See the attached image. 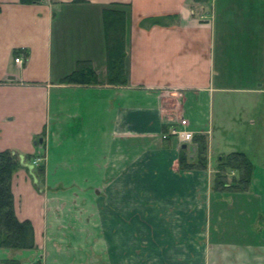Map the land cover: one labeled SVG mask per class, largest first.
<instances>
[{
	"label": "crops",
	"instance_id": "0c3cea01",
	"mask_svg": "<svg viewBox=\"0 0 264 264\" xmlns=\"http://www.w3.org/2000/svg\"><path fill=\"white\" fill-rule=\"evenodd\" d=\"M113 3L129 5L125 85L107 81L102 10ZM194 4L204 3L0 0V151L22 157L12 179L15 211L32 221L36 253L61 243L70 254L72 241L81 252L93 247L94 261L104 253L109 264H264V221H258L264 220V189L256 187L264 188V168L258 171L252 158L264 156V121L257 132L253 115L223 112L234 88L216 81L214 27ZM169 14L177 15L170 25H140ZM79 60L91 61L99 84L61 83ZM256 94L253 103L263 107L262 91ZM75 95L87 97L73 101L81 113L63 105ZM57 98L62 106L54 109ZM191 104L197 112L188 116ZM102 116L105 126L96 121ZM75 117L83 125L74 140L89 150L82 158L90 154L81 167L91 165L93 176H49L57 168L51 166L57 131ZM180 117L195 135L206 136V169L180 167L182 149L196 161L192 143L162 139ZM102 146L110 151L103 171ZM233 151L254 164L247 192L215 189L219 161Z\"/></svg>",
	"mask_w": 264,
	"mask_h": 264
},
{
	"label": "rangeland",
	"instance_id": "374dc122",
	"mask_svg": "<svg viewBox=\"0 0 264 264\" xmlns=\"http://www.w3.org/2000/svg\"><path fill=\"white\" fill-rule=\"evenodd\" d=\"M200 6H203L202 9ZM195 8L198 13L207 14L214 27L215 56L219 71L216 81L223 86L234 88L231 93H228V96L232 99L228 100L227 110L224 108L225 111L223 112L225 114L227 112H241L242 114L253 115V119L257 122L255 130L257 129V132H259L260 129L258 127L261 125L262 120L264 121V0H209L208 2H204V4H197ZM251 89H254L256 92L262 91L261 100L263 107L262 105L259 106L253 103L257 98V94ZM84 99L87 100V97L75 95L74 97H70L69 101L63 105L67 103L66 107L69 106L70 109L75 107L77 109L76 106H73V101L82 103ZM53 103L54 109L62 106L60 98L55 99ZM88 104L93 108L91 103L88 102ZM191 106L193 109H189L188 116L197 112L195 104H191ZM216 107L218 108V105ZM204 109L207 108L205 107ZM75 111L81 113L78 109ZM217 112H219L218 109ZM80 119L75 117L70 121L67 120L65 128L57 131L56 141L52 149L53 157L51 165L57 168H53V171L51 168L52 172L49 176H79L82 172H87L93 176L91 165L87 164L85 168L81 167L85 161L90 162V154L87 153V156H83L82 158L81 152H88L89 150H85L81 146L82 142L79 139L74 140L77 129L83 125ZM88 119L87 123H94L93 117H89ZM107 119V116H102L96 118V121L100 122L103 120V126H105ZM179 119L183 118L180 117ZM254 138H256L255 134ZM102 144H105L104 138ZM102 147L100 156L103 171L107 165L108 152L110 151L108 148ZM251 147H254V143L251 144ZM252 158L256 163L258 171L261 167L262 169L264 168L263 155L257 158L253 156ZM222 160L223 158L219 161V164ZM70 165L73 166V172ZM234 171L231 169L226 170L228 183H233V181L239 178V172L235 171V174H233ZM256 187L261 190L264 189L259 188L258 183ZM248 190L249 187L245 191L247 192ZM225 191L236 192L230 189H226ZM240 199L242 198L240 197ZM246 203L249 204L251 202L246 198ZM251 204H254V202ZM71 216H74V214H71ZM258 221L262 223L264 220L263 218L262 220L259 218ZM72 222L74 221H69L67 224L71 223L73 226H76V223ZM260 230L263 231V228L261 227ZM155 231L157 232L156 238L163 236L161 235L162 230L156 229ZM135 237L138 238L140 235L136 233ZM143 238H146L145 235ZM69 245L71 247L70 254H67L62 249L64 246L61 243L55 245V247L48 245L45 251L40 253H36L32 249L0 248V264H6L5 261L10 259H15L20 264H33L38 261L41 264H109L108 258L106 259L104 253L100 260L94 261L93 257L90 258L88 252H93V247L85 246L84 251L81 252L79 245L72 244V241H70ZM149 246L153 247L151 241L149 242ZM79 256L82 258L80 259ZM99 257L100 255L97 254L96 259Z\"/></svg>",
	"mask_w": 264,
	"mask_h": 264
},
{
	"label": "trees",
	"instance_id": "16d2710c",
	"mask_svg": "<svg viewBox=\"0 0 264 264\" xmlns=\"http://www.w3.org/2000/svg\"><path fill=\"white\" fill-rule=\"evenodd\" d=\"M21 4H34L43 0H19ZM84 0H74L83 2ZM208 2L209 0H193ZM129 5L113 3L102 10L107 50V81L109 84L125 85L128 83L126 71L127 38L130 24ZM1 11V7H0ZM177 15L150 16L141 20L140 25L151 28L154 25H170ZM61 83L77 85L99 84V76L91 61L79 60L76 68L65 75ZM196 147V161L189 162L188 155L182 149L179 164L183 169L207 168V138L204 134H196L193 138ZM29 159V156H26ZM23 165L22 157L12 150L0 151V248L33 249L36 247L35 229L30 219L20 220L15 211L12 179L14 172ZM239 172V178L233 183L227 182L226 170ZM41 174L44 166L39 167ZM254 171L252 160L242 151H233L223 157L215 176V189L225 191H245L248 189ZM6 264H20L15 259L5 261ZM33 264H41L40 261Z\"/></svg>",
	"mask_w": 264,
	"mask_h": 264
},
{
	"label": "built area",
	"instance_id": "2783aa9c",
	"mask_svg": "<svg viewBox=\"0 0 264 264\" xmlns=\"http://www.w3.org/2000/svg\"><path fill=\"white\" fill-rule=\"evenodd\" d=\"M20 62V57L15 59ZM189 122L186 119H181L178 124H174L166 132L162 134V139L176 138L180 143H191L194 138V133L189 128Z\"/></svg>",
	"mask_w": 264,
	"mask_h": 264
},
{
	"label": "water",
	"instance_id": "95a60500",
	"mask_svg": "<svg viewBox=\"0 0 264 264\" xmlns=\"http://www.w3.org/2000/svg\"><path fill=\"white\" fill-rule=\"evenodd\" d=\"M39 141L41 142V141H43V139H42V138H40V140H39ZM184 147H187V144H184ZM192 150H193V152H195V151H196V147H193V149H192ZM35 182H37V181H35Z\"/></svg>",
	"mask_w": 264,
	"mask_h": 264
}]
</instances>
